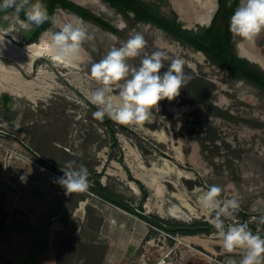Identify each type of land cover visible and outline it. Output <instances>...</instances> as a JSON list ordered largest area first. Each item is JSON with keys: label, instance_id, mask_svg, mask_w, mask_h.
<instances>
[{"label": "rangeland", "instance_id": "obj_1", "mask_svg": "<svg viewBox=\"0 0 264 264\" xmlns=\"http://www.w3.org/2000/svg\"><path fill=\"white\" fill-rule=\"evenodd\" d=\"M144 1L160 5L164 13L175 10L186 28L207 26L196 22L180 0ZM216 1L210 23L217 18L223 36L233 40L229 22L239 0H231V7L228 0ZM44 3L48 7V0ZM77 4L108 21L117 32L106 31L57 8L54 15L60 22L79 18L92 37L83 44L78 68L55 66L42 57L36 68L39 63H47L48 67L41 69L36 85L25 89L35 95V101L11 92L0 93V238L8 217L6 198L29 182L31 167L63 176L65 163L75 160L87 166L92 187L87 193H72L66 211L53 219L58 228L51 236L52 258L46 261L45 257L36 256L26 264H102L107 250L104 264L155 262L162 256H167L171 264H226L229 256L238 261L239 250H223L216 230L208 223L211 217L201 209L198 198L210 185H218L222 199L236 198L241 205L234 220L222 217L225 223L246 222L252 230L256 225L253 232L258 228L256 218L264 212V92L212 64L200 51L154 24L138 20L133 13L120 11L103 0ZM21 20L24 19L12 15V10L0 12V32L19 46L35 38V27L24 28ZM137 32L147 42L144 52L163 50L172 58H183L184 72L191 79L178 97L160 101L142 124L113 122L116 144L104 120L92 115L95 110L87 97L98 84L90 77V68L111 48L121 46L130 34ZM233 41L240 55L241 39ZM254 43L253 51L264 55V32ZM141 58L129 63L138 67ZM164 64L161 72L170 61ZM26 75L35 76L33 72ZM19 167L26 168L28 174L21 187ZM133 179L140 180L145 190ZM95 189L128 201L141 214L123 208L125 212L116 213V205ZM82 200L87 202L85 212L78 211L84 213L79 218L74 213ZM172 208L182 210L191 219L184 221L166 214ZM148 218L174 227L209 228L168 231ZM188 236L204 245L186 241ZM7 244L8 249L0 244V254L13 264L34 245L30 238L18 234H11ZM0 264L10 263L0 259Z\"/></svg>", "mask_w": 264, "mask_h": 264}, {"label": "clouds", "instance_id": "obj_2", "mask_svg": "<svg viewBox=\"0 0 264 264\" xmlns=\"http://www.w3.org/2000/svg\"><path fill=\"white\" fill-rule=\"evenodd\" d=\"M231 7V0H228ZM12 10V15L19 19L24 13L21 26L28 28L34 25L39 28L46 22L51 27L41 34L45 50L54 63L74 66L82 59L83 44L92 39L84 28V21L62 23L57 17L49 15L44 0H0V12ZM58 29V30H57ZM229 32L233 40L254 42L264 32V0H239L233 15L230 17ZM146 40L141 33L130 34L119 47H113L90 68V77L98 84L88 94V101L96 106L92 113L97 120L105 117L120 125L142 124L149 120L152 109L160 101H172L180 95L191 76L184 72L183 58H172L163 50L151 54L144 52ZM30 47V45H28ZM142 57L138 67L129 63L131 59ZM165 61H170L166 70ZM63 176L56 178L66 194L87 193L92 187L90 173L83 163L75 160L65 163ZM22 183L27 182V174L20 176ZM222 188L210 185L199 196V204L211 218L208 223L216 230L226 253L239 250L240 259L229 256L226 264H264V229L258 227L255 232L248 223H225V219H235L241 205L236 198L222 199ZM225 218V219H222ZM258 225H264V212L256 218Z\"/></svg>", "mask_w": 264, "mask_h": 264}, {"label": "trees", "instance_id": "obj_3", "mask_svg": "<svg viewBox=\"0 0 264 264\" xmlns=\"http://www.w3.org/2000/svg\"><path fill=\"white\" fill-rule=\"evenodd\" d=\"M103 1L120 11L133 13L135 17L142 22L154 24L158 28L172 35L177 40L202 52L212 64L227 70L240 79L247 80L264 92V70L258 64L249 61L247 58H244L237 53L235 50V41H233L230 37H224L222 31L217 27V18L214 19L210 26L199 25L196 29H190L183 26V24L179 21L178 14L173 9H170L168 13H164L160 10V5L153 6L144 0ZM59 7L78 15L85 21L98 25L106 31H110L112 33L117 32V30L108 21L98 17L89 9L78 5L71 0H48V12L50 16L53 15L54 11ZM20 17L25 19L23 12L20 13ZM50 27V22H46L39 28L35 27V38H32L28 43L36 42L38 37ZM91 107L93 110H97L96 106L91 105ZM104 123L109 129V132L114 139V143L118 144L115 138L113 121L105 117ZM120 161H122L121 157ZM133 180L142 190H145L140 180ZM103 189L105 190V188ZM95 191H98V189H95ZM258 227L263 228L264 225H258ZM253 228L255 229L256 225H253ZM107 253L108 250L104 255L102 264L107 262ZM0 259L13 264L9 261V259L1 254Z\"/></svg>", "mask_w": 264, "mask_h": 264}, {"label": "crops", "instance_id": "obj_4", "mask_svg": "<svg viewBox=\"0 0 264 264\" xmlns=\"http://www.w3.org/2000/svg\"><path fill=\"white\" fill-rule=\"evenodd\" d=\"M22 169L23 167H19V175L17 173L19 180L21 175L26 174V168L21 172ZM28 176L31 178L29 182L21 187V181H19L21 188L18 192L8 195L5 202L8 217L0 244L4 249H8L7 240L11 234L30 238L34 243L23 258L14 259L15 264H26L28 259H34L36 256L45 257L46 261L52 258L51 236H54L58 228L54 226L53 219L66 211L72 194H66L65 189L54 182L61 176L49 169L40 170L34 166V168L31 167ZM82 201L74 213V216L79 218L84 215L77 211ZM163 257L166 259V264H171L167 256H162L155 262L141 260L138 264H156Z\"/></svg>", "mask_w": 264, "mask_h": 264}, {"label": "bare ground", "instance_id": "obj_5", "mask_svg": "<svg viewBox=\"0 0 264 264\" xmlns=\"http://www.w3.org/2000/svg\"><path fill=\"white\" fill-rule=\"evenodd\" d=\"M75 1L77 3H84L86 0ZM180 2L184 5L183 8H187L190 14L193 15L194 20L200 24H209L217 9L216 0H180ZM175 9L180 14L178 9ZM72 17L74 18L76 16L72 14ZM28 45H30V47H28ZM251 45L252 42L241 41L238 46L241 52L240 55L252 59L264 68V55L259 52H254V45ZM42 57L49 59V54L45 50V42L41 40V35L36 42L26 43L23 46H19L11 39L5 37V33L0 32V93L11 92L17 94V96H25L31 101H35L37 99L35 95L26 93L25 89L32 88L36 85L35 82L41 78V69L48 67L47 63L42 65L39 63L36 68L35 64L37 60ZM79 62L74 66H65L63 63H56V65L64 68H78ZM191 67L194 68L192 65ZM31 72L35 74L34 77H28L26 75ZM131 185L134 189L136 188L133 183ZM86 202L87 201L85 200L82 201L77 211L84 212ZM115 209L116 211H124L118 206H115ZM166 214L184 221H189L191 219V217L187 216L180 209H169ZM185 240L191 241V243H202L204 245V243L196 237L188 236Z\"/></svg>", "mask_w": 264, "mask_h": 264}, {"label": "water", "instance_id": "obj_6", "mask_svg": "<svg viewBox=\"0 0 264 264\" xmlns=\"http://www.w3.org/2000/svg\"><path fill=\"white\" fill-rule=\"evenodd\" d=\"M210 24H206V25L209 26ZM254 42H252V45H255ZM240 56H242V55H240ZM242 57H244V56H242ZM244 58H247L249 61L258 64L257 62L253 61L252 59H250L248 57H244ZM48 60L51 63H53L50 59H48ZM53 65H55V64L53 63ZM258 65L264 70V68L262 67V65H260V64H258ZM98 194L101 195L102 197H104L105 199H107L108 201H110L111 203L115 204L116 206L128 210L132 214H141L138 209H136L132 204H130L126 200H122V199H120V198H118V197H116L114 195L109 194L108 192L101 191V190H98ZM148 219H149V221L154 222L158 226H160L163 229L168 230V231H179V230L197 231L199 229H207V228H209V226H206V225H199V226L182 225V226H176V227H174V226H169V225L163 223L162 221L154 220L152 218H148ZM261 229H264V227L261 228Z\"/></svg>", "mask_w": 264, "mask_h": 264}, {"label": "built area", "instance_id": "obj_7", "mask_svg": "<svg viewBox=\"0 0 264 264\" xmlns=\"http://www.w3.org/2000/svg\"><path fill=\"white\" fill-rule=\"evenodd\" d=\"M156 264H166V259L165 257L161 258L159 261H157Z\"/></svg>", "mask_w": 264, "mask_h": 264}]
</instances>
